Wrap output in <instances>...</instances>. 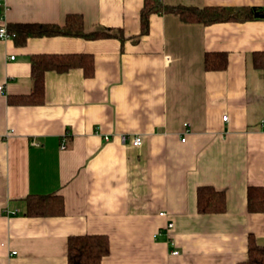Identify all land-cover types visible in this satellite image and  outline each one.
Here are the masks:
<instances>
[{"label":"crops","instance_id":"0c3cea01","mask_svg":"<svg viewBox=\"0 0 264 264\" xmlns=\"http://www.w3.org/2000/svg\"><path fill=\"white\" fill-rule=\"evenodd\" d=\"M163 1L264 10V0ZM143 3L4 0L7 24L79 13L86 30L122 29L125 41L0 38V264H68L69 238L84 234L108 235L102 264H240L249 235L264 245V213L247 208L248 186L264 187V69L253 64L264 17L206 25L155 13L138 38ZM207 52H225L228 66L206 70ZM36 53H91L95 72L47 71L44 103L10 104L31 91ZM202 185L226 193L224 213L198 211ZM52 193L63 215L25 214L29 194Z\"/></svg>","mask_w":264,"mask_h":264},{"label":"trees","instance_id":"16d2710c","mask_svg":"<svg viewBox=\"0 0 264 264\" xmlns=\"http://www.w3.org/2000/svg\"><path fill=\"white\" fill-rule=\"evenodd\" d=\"M264 10L257 7L191 6L169 4L163 0H144L140 10V38L149 32L150 16L155 13H172L185 22L212 24L225 21H247L255 19V13ZM8 33L16 46H23L29 38L42 36H74L85 39L117 37L125 41L122 29L106 27L101 30H86L84 18L79 13L67 14L63 24L44 22H12ZM31 91L27 94L10 95L8 101L14 105H38L45 101V74L47 71L66 72L81 68L86 77L95 72L91 53H36L30 56ZM253 64L264 69V51L253 53ZM228 66L225 52H207L206 70H223ZM25 214L32 217L60 216L65 211V200L61 194H29L25 198ZM197 208L200 213H224L227 208L226 193L212 185L197 188ZM247 208L250 213H264V187L250 185L247 189ZM110 253V239L106 234H84L71 236L68 240V264H102ZM240 264H264V245L257 242L253 234L248 239V259Z\"/></svg>","mask_w":264,"mask_h":264},{"label":"built area","instance_id":"2783aa9c","mask_svg":"<svg viewBox=\"0 0 264 264\" xmlns=\"http://www.w3.org/2000/svg\"><path fill=\"white\" fill-rule=\"evenodd\" d=\"M3 7H4V0H0V9H2ZM0 38H2V39L10 38V35L8 33V24L6 22L5 16L1 12H0ZM11 58L14 59L15 56H11ZM2 88H3V86H0V89H2ZM227 118H228L227 115H225L223 117L224 120H227ZM105 139L108 140V139H110V137L105 136ZM121 139L124 143H126L128 141L131 144H133L134 146H140L143 143V136H141V135H135V136L122 135ZM183 140H185V138H183ZM34 143L36 144V141H34ZM64 147H65V145H63L62 148H64ZM160 214L161 215H167L166 212H161ZM173 226H174L173 222L169 221L165 227V231L167 233H169L170 230L173 228ZM169 242L173 246L175 245L174 239L170 238ZM172 254H174V255L179 254V250L173 249Z\"/></svg>","mask_w":264,"mask_h":264},{"label":"water","instance_id":"95a60500","mask_svg":"<svg viewBox=\"0 0 264 264\" xmlns=\"http://www.w3.org/2000/svg\"><path fill=\"white\" fill-rule=\"evenodd\" d=\"M255 15H256L257 17H264V14H261V13H258V12H256Z\"/></svg>","mask_w":264,"mask_h":264}]
</instances>
